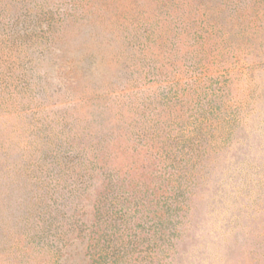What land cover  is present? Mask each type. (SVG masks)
<instances>
[{
  "label": "rangeland",
  "instance_id": "obj_1",
  "mask_svg": "<svg viewBox=\"0 0 264 264\" xmlns=\"http://www.w3.org/2000/svg\"><path fill=\"white\" fill-rule=\"evenodd\" d=\"M0 264H264V0H0Z\"/></svg>",
  "mask_w": 264,
  "mask_h": 264
}]
</instances>
